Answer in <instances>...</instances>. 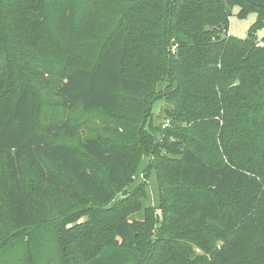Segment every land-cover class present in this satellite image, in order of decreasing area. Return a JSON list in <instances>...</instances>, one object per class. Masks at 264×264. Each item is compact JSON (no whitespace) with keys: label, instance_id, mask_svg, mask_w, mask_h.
I'll use <instances>...</instances> for the list:
<instances>
[{"label":"trees","instance_id":"obj_1","mask_svg":"<svg viewBox=\"0 0 264 264\" xmlns=\"http://www.w3.org/2000/svg\"><path fill=\"white\" fill-rule=\"evenodd\" d=\"M232 7L256 15L245 39L221 37ZM263 29L264 0H0L2 68H34L35 61L60 68L48 88L58 107L110 113L123 99L149 104L165 95L175 109L167 118L187 125L162 142L175 138L182 148L159 239L148 244L147 226L132 232L125 215L58 246L63 264H264V240L245 235L264 213V35L256 40ZM24 73L9 72L0 88V160L9 185L0 190V252L24 238L23 257L8 264H46L47 243L25 232L44 219V205L54 196L104 207L133 152L100 136L59 142L74 137L76 125L40 123L38 94ZM116 204L128 212L133 201ZM101 212V221L111 216Z\"/></svg>","mask_w":264,"mask_h":264},{"label":"rangeland","instance_id":"obj_2","mask_svg":"<svg viewBox=\"0 0 264 264\" xmlns=\"http://www.w3.org/2000/svg\"><path fill=\"white\" fill-rule=\"evenodd\" d=\"M231 16L228 19V28L221 37L231 35L238 39L248 36L249 28L255 23L256 15L249 13L239 15V10L232 7ZM264 35V29L256 33V40L260 41ZM2 55L0 54V88L4 87L1 82L9 79V72H21L23 69L25 78H30L33 88L36 90L40 102V123L68 118L76 125L74 137L61 136L59 142L77 146L86 137L100 136L111 142L128 146L133 152L132 162L124 176V183L113 190L114 194L109 203L103 206L89 207L69 201L66 197L52 198L50 207L44 205L42 221L36 220L35 225L25 232L32 234L34 238L43 239L47 243L46 251L49 253L46 264H63L58 246L71 245V236H86L91 232L102 230L104 226H110L115 219L127 215L130 223H133L132 232L136 231V225H145L147 243H154L159 239L157 236L163 223L164 214L171 213L170 204L174 198V189L178 185L177 171L180 160V147L176 141L169 140L167 145L166 136L175 132L178 137L182 135L187 125L180 124L178 120L171 121L167 113H175L174 103L165 95H157L148 104L141 99H123L118 111L104 113L95 112L85 114L79 106L71 111H65L56 105V98L49 93V86L55 81L54 75L60 68H53L44 63V68L35 61L34 68H2ZM10 80V79H9ZM6 86V85H5ZM190 126V125H189ZM188 126V128H190ZM182 127V128H180ZM184 127V128H183ZM140 134H142L140 136ZM189 138L193 137L190 133ZM148 146V147H147ZM205 147H210L205 143ZM159 168V169H158ZM158 169V171H157ZM6 170L0 160V190L5 193L9 187ZM27 183L34 188L40 187L36 176L26 171ZM125 192V194H123ZM128 196L133 201L131 209L118 211L117 200ZM103 208V209H102ZM103 212L111 210V216L106 221H101ZM178 219L173 215L170 220ZM264 213L260 212L254 221L247 225V238L253 236L260 241L264 240L261 231ZM105 224V225H104ZM264 230V225H263ZM9 232L10 230H6ZM63 235L66 236L63 239ZM138 234L134 233L133 237ZM60 236V237H59ZM133 237L130 238L133 239ZM36 238V239H37ZM21 238L10 251L2 249L0 252V264L16 262L23 257L25 249H21L24 241ZM134 240V239H133ZM30 242V241H29ZM118 244V243H116ZM199 252L198 250H196ZM70 254V252H68Z\"/></svg>","mask_w":264,"mask_h":264},{"label":"water","instance_id":"obj_3","mask_svg":"<svg viewBox=\"0 0 264 264\" xmlns=\"http://www.w3.org/2000/svg\"><path fill=\"white\" fill-rule=\"evenodd\" d=\"M123 194H125V192Z\"/></svg>","mask_w":264,"mask_h":264}]
</instances>
